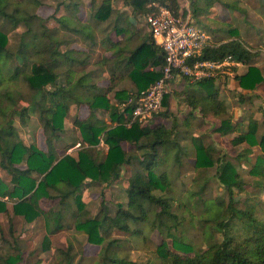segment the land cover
I'll return each instance as SVG.
<instances>
[{
    "label": "trees",
    "instance_id": "16d2710c",
    "mask_svg": "<svg viewBox=\"0 0 264 264\" xmlns=\"http://www.w3.org/2000/svg\"><path fill=\"white\" fill-rule=\"evenodd\" d=\"M204 1L203 6H198V1L192 0L189 10L194 21L205 30L206 25H203L199 17L209 13L216 4L231 13L244 14L240 0ZM123 2L142 17L151 11L149 5L154 2L169 7L175 15L184 11L181 0ZM82 5V0L61 3L52 17L56 26L49 28L46 21L37 14L40 1L0 0V168L11 177L10 184L0 179V214L22 216L28 224L44 218L50 234L61 230L65 214L70 215L75 230L84 233L89 244L99 246L96 264H138L128 256H122V253L128 243H136L137 247L152 243L142 224L149 225L150 231L159 226L163 229L160 230L163 241L155 245V254L160 264H264V218L258 217L255 206L247 209L237 207L239 202L236 197L246 191V185L237 167L227 160V155L215 157L212 149H208L201 138H191L189 131L178 124L171 129L163 124L153 127L140 126L138 123L129 125L128 115L132 107L128 106L123 113L118 108L111 109L110 100L99 89L105 74L109 76V92L122 80L130 81L134 85L130 93L125 90L116 92V99L124 102L132 96L140 95L161 78L166 57L151 32L146 34L143 42L133 44V23L125 20L126 28L121 26L122 16L119 13L115 29L121 35H126V41H111L107 48L113 51L115 61L109 62L103 58L97 63L98 68L88 70L92 65V56L87 53L96 44V34L93 26L83 24L79 17ZM61 7L66 14L60 15ZM113 13L111 1L104 0L96 18L105 22ZM20 26L25 30L20 36V42L10 44L9 34L17 31ZM209 30L206 31L214 32L212 28ZM225 32L229 35L227 40L216 42L210 39L202 59L219 60L232 55L242 60L244 65H249L254 55L242 43L239 31L228 28ZM108 40H111L110 37ZM89 42L92 44L85 47L87 52L73 48L76 43L88 45ZM263 80L264 76L258 68L249 67L248 72L240 77V85L244 89L254 90ZM214 82V79H207L193 83L212 87ZM186 99L194 110L201 108L205 115L210 113L220 118L221 126L217 132L221 136L234 132L236 125L232 124L218 91L205 95L186 94ZM22 102L28 106L20 108ZM74 105L87 107L89 115L85 119H75L73 136L71 140H66L63 138L66 134L65 120ZM96 110L109 111L116 125L105 126L97 118ZM31 111L38 116L47 151L35 145L28 146L17 137L13 119L19 116L23 124H26L25 120ZM262 113L264 124V111ZM76 130L82 139L76 137ZM260 133L259 122L251 119L248 130L234 137L231 145L239 147L247 144L249 147L245 153L236 156L239 162L252 153V148L260 147L262 155L257 157L248 172L254 178L264 179V132ZM102 137L109 147L106 155L98 149ZM69 141L71 145L68 147L60 144ZM183 141L187 143L182 145ZM78 142L83 147L77 156L65 155L58 159L59 149H67ZM124 143L130 144L135 150L125 151ZM183 157L193 159L194 169L202 180L197 191L190 194L191 199L198 198L203 203L206 201L204 191L211 183L207 170L211 168L216 169L213 179L230 197L226 207L219 209L221 203L215 206L222 212V216L225 210L229 212L227 219L213 221L222 230L223 239L201 254H196L195 245L187 242L185 231L180 230L179 236L176 233L185 222L180 212L188 208L184 202L179 203L184 198L176 195L175 187L181 177ZM124 166L130 168L128 187L125 190L126 205H119L114 215L104 205L95 217L86 216L87 208L82 199V188L86 182L112 185L121 179ZM198 181L194 179L193 184ZM256 184L263 185L262 180ZM42 199L57 200L61 209L43 210L40 205ZM212 202L207 200L208 207ZM8 203L13 204L12 212ZM175 209L180 210L179 213ZM52 224H56L55 229ZM114 230L126 235V239L112 238ZM2 235L0 224V237ZM48 240L46 237L45 249H48ZM15 250L17 253L14 255H0V264H20L22 252L17 245ZM61 254L55 264H75L76 256L70 251Z\"/></svg>",
    "mask_w": 264,
    "mask_h": 264
},
{
    "label": "rangeland",
    "instance_id": "374dc122",
    "mask_svg": "<svg viewBox=\"0 0 264 264\" xmlns=\"http://www.w3.org/2000/svg\"><path fill=\"white\" fill-rule=\"evenodd\" d=\"M41 2V6L37 9V14L46 21V24L49 28H53L56 26L54 19L52 18L53 15L56 13L58 6L60 7L61 3H69V0H38ZM90 1L92 2L93 7L90 8ZM104 0H82V6L79 10V17L82 20L83 24H91L94 28V32L96 34V44L93 45L92 51L88 52V55H91V66H89L88 70H94L98 68L97 63L106 58V50L113 37L117 39V36H121V32L115 29V21L119 15L122 16L121 26L126 28L125 20L129 22V18L136 19V26H133V30L139 29H146V23L144 18L141 16L140 21L137 18L138 12H133L131 7L127 8L124 11V8H119L123 4V0H110L111 5L114 9V13L112 14L111 18L107 21H99L96 18V14L99 8L102 6ZM192 0H188V5H191ZM242 2V1H241ZM89 5H87V4ZM205 3L202 0L201 5L203 6ZM185 0H181V5L184 7ZM242 6L244 8V14H233V18H229V24L221 25L218 24L217 28L223 34L220 37L215 38L216 42L227 40L229 35L225 32L226 29H237L239 31V37L242 43L253 53L255 60L256 57L262 56V50L264 51V39L259 38L258 36H263L261 33L263 29V21L256 20V9L252 7L251 2L248 0H243ZM62 8V7H61ZM218 8L221 11V15L225 18L227 15L231 17V12H229L226 8L221 5H218ZM264 10V9H262ZM259 11H261L259 9ZM132 12V13H131ZM227 16V17H228ZM244 17L245 20L241 21V18ZM128 18V19H127ZM142 19V21H141ZM97 21L100 23L98 24ZM126 21V22H127ZM97 25V26H96ZM206 28L209 30L210 26L208 24ZM137 26H139L137 28ZM123 29V28H122ZM206 29V30H207ZM24 27L20 26L17 31L11 32L9 34V43L10 44H18L20 42V36L23 33ZM210 31V30H209ZM141 32V30H140ZM257 37L254 36V41L250 39L251 34H255ZM110 37L111 40H108ZM91 42L89 44L85 43H76L74 44L73 48L76 50L87 52L85 47H90ZM251 61V62H252ZM21 61L18 63L20 64ZM106 82H104L105 84ZM190 87V86H188ZM195 90L199 87L198 85L193 86ZM206 91L213 90L212 88H204ZM259 103V101H258ZM243 106H242V105ZM243 103V101L236 100L234 106H241L243 109L244 120L242 119V125L245 127L247 125V117L248 116H256L260 113V111L264 108L261 106H255L251 108V105L248 103ZM28 106L27 103L22 102L19 107H26ZM87 108V107H86ZM230 108H232L230 106ZM88 109V108H87ZM257 109V110H256ZM87 111V110H86ZM81 107L76 108L65 120V131L63 138L66 140H71L73 136V131L75 130L74 121L76 118L85 119L89 113L86 112ZM104 116H107L104 114ZM101 116V120H105L106 117ZM108 117V116H107ZM253 117L251 116L249 120ZM257 118H261V113L257 115ZM14 125L17 131V137L19 140L23 141L26 145H35L41 150L46 151V139L41 129L38 116L35 112L31 111V114L28 119H26V124H23L19 116H15ZM76 137L82 139L78 130H76ZM208 132H200L198 137L201 138L202 143L205 146H209L213 148L212 153L215 157L221 156L222 154L227 155V160L231 161L236 167L239 173L242 175V180L245 182L246 191L241 195L237 196L236 199L238 200L237 207L239 209H247L250 206H255L257 215L261 219L264 218V179L254 178L249 174V170L251 165L255 163L257 157L262 155V151L259 148L252 149V153L248 154L247 158H242L241 162L236 161V156L240 153H245V150L248 145H243L239 147H233L231 145V138L232 136H227L225 138L216 136L213 137V132L209 129ZM264 132L261 131L260 135ZM212 136V137H211ZM102 142H104V137L101 138ZM61 146L71 145V141L60 143ZM65 148H61V152ZM99 152H103L100 146ZM125 149L127 152H132L135 150L133 146L130 144L125 145ZM104 153V152H103ZM142 153V152H140ZM75 154V156H77ZM247 160H246V159ZM251 163V164H250ZM216 169L211 168L207 170V177L211 179V183L207 186L204 191V197L206 201L200 202L198 198L191 199L190 194L192 192H196L198 189L199 184L202 185L201 177L194 169V161L191 158L183 157V164L181 168V177L176 184V195L180 198V195L184 198V201H180L179 203H185L188 208L181 210V215L185 218V222H183V226L179 227L178 231L176 232L179 236L180 230L185 231L186 240L187 242H191L195 245V252L196 254H201L208 250V248L214 244L215 242H219L223 239L222 230L219 229L217 223L213 222L219 219H227L229 216V212L225 210L223 212V216L221 211V207H226L229 203V193L223 188L220 187L217 182L215 181ZM121 179L114 182L112 185H106L102 183H96L87 181L85 186L82 188V199L83 202L86 204V216L88 217H95L98 215L105 205L109 208L110 213L114 215L118 209L119 205H126V193L125 190L128 187V177L130 175V168L128 166L122 167L121 170ZM0 179L4 180L5 182L10 184L11 177L7 175V173L0 168ZM198 179L197 184H193V180ZM259 179V180H257ZM263 185L256 184L257 181H261ZM237 192V191H235ZM207 200H212V204L208 207ZM179 203L177 205H179ZM218 208V204H220ZM215 204V205H214ZM217 204V205H216ZM43 206L45 208H50L49 210L58 211L61 207L58 205V201H45ZM72 208H75L72 207ZM177 213L180 210L175 209ZM222 216V217H220ZM2 220L0 222L3 235L0 237V255H14L17 253L15 250V246L17 245L19 250L22 252V262L20 264H35L38 261H41L42 264H55V261L61 258L63 251H70L73 256H76L75 264H96L95 260L99 253V246L89 244L87 241V236L84 233L77 232L75 230V224L72 222L70 215L65 214L63 219V227L61 230L51 233L47 230L45 225L44 218H41L35 221L32 224H28L24 219L18 220L12 215H3ZM12 217V218H11ZM56 220V218H53ZM10 226H12V233H10ZM145 228V231L149 235L151 242L148 245L143 244L140 246H136V243H128L125 245L124 251L122 256H128V258L138 264H160L156 254H155V245H159L163 241V237L161 236V231L163 230L161 226L156 227L154 231H150V226L146 224H142ZM141 226V227H142ZM56 224H52V228L55 229ZM150 231V232H149ZM46 237L49 239L48 242V249L44 248V241ZM112 238L114 239H126V235L123 233L114 230L112 234ZM171 246V245H170ZM82 257V259H81ZM82 260L81 262H79Z\"/></svg>",
    "mask_w": 264,
    "mask_h": 264
},
{
    "label": "crops",
    "instance_id": "0c3cea01",
    "mask_svg": "<svg viewBox=\"0 0 264 264\" xmlns=\"http://www.w3.org/2000/svg\"><path fill=\"white\" fill-rule=\"evenodd\" d=\"M197 1L199 3L198 6H200L201 0H197ZM240 1H242L240 3L241 8H244L242 6L243 0H240ZM248 1L251 2L252 7H255V9H256V12H257L256 13L257 14L256 20L263 21V23H264V10H262V9H264V0H248ZM89 4H87V5H89L91 8L92 2L90 1ZM119 8H124V11H125L129 7L126 6L123 2L122 6H120ZM259 9L261 11H259ZM63 14H66V12H65L64 8H61L60 15H63ZM121 14H123V13H121ZM233 14H235V12ZM233 14L231 13V17H229L227 15L228 17L226 16L225 18H223L221 15V11L218 8V4H216L213 8L210 9L209 13H206L204 16L201 15V17H199V20L202 21L204 24H208L210 26V28H212L214 30V32L209 33V35L212 39H215L217 37H220L223 34L222 32L218 31L217 25L221 24V25L227 26L229 24V18L232 19ZM137 15H138L137 18L140 21L141 15H139V14H137ZM244 20H245V18L242 17L241 21H244ZM141 21H142V19H141ZM129 22L133 23V26H136L135 25L137 22L136 19L129 18ZM145 25L147 27L146 29L142 30L141 27L137 26V28L139 27V29L132 30V33L135 34L134 38H133V44H138V43L143 42L145 40L146 34H150V30H149L147 24H145ZM262 26H263V29H262L261 33H263V36H258V37L261 39H264V24ZM140 30H141V32H140ZM125 36H126L125 34H123L121 36H117V39H115L113 37L112 41L114 43H117V42L124 43L126 41V38H127ZM254 36L257 37L256 32H255V34L253 33L250 35V39L252 40V42L254 41ZM105 50L107 51L105 53L106 59L109 62L115 61V59L113 58V51L111 49H105ZM249 67L258 68L264 76V51L263 50H262V56L256 57L255 60L252 61L249 65H244L243 67L239 68L237 71V74L234 78H228L226 80H221V81L215 80L212 87L199 86L197 88V90H195L193 87L195 84L193 82L187 81V80H184V81L175 80L172 83L171 91L165 96L166 100H163L164 105H163L160 113L156 114L154 116L153 120L148 125L153 127V126L158 125V124H163L167 129H171L175 124H178L179 126H182L183 129L189 131V133L192 135L191 138L197 137L200 132H204V133L208 132L207 130L210 129L214 133L213 134L214 138L216 136L225 138L227 136L233 135V137L231 138V140H232L234 137H236L239 134L246 132L248 130V125H249V121H250L249 119L252 116L253 117L252 119H255L259 122V130L261 132L262 130H264L263 113H262V111H264V108L260 111V113H261L260 119L257 118V115H259L260 113L257 114L256 116H253V115L248 116L247 117V125L244 127L242 125V119L244 118L243 116H244L245 112H243V109L241 108V106H239V105L234 106L235 101L239 100V101H243V103H245V105H247L246 103H248V105L250 104L251 108L253 107V109L255 106H259V105L264 107V80L261 83H259L254 90L244 89L240 85V77L244 76L248 72ZM104 77H105L104 81L99 83V87H100L99 89H100L101 93L105 94L106 97L110 100L111 109L112 108H114V109L118 108L120 110L121 104L124 103L125 101L124 102L118 101L116 99V92L125 90V91L130 93L131 92L130 90L134 89V85L128 80H122L121 83L114 90L109 92L108 91V87L110 84L109 76H108V74H105ZM104 82H106V83L104 84ZM188 86H190V87H188ZM204 88H212L213 90L206 91ZM213 91H218L219 98L226 105L227 112H228V115L231 117L232 124L236 125V128H234V132L231 134H228L226 136H221V134L219 132H217L218 128L221 126V120L219 117H216L210 113L205 115L201 111V108L194 110L192 107H190L187 104L186 94H190V95L191 94H193V95H203L204 94L205 95V94H208L209 92L211 93ZM165 97H164V99H165ZM258 101H259V103H258ZM252 105H255V106H252ZM230 106L232 108H230ZM261 106H259L258 108L260 109ZM76 108H78V107L75 105L72 106L70 109V113L72 114V112L74 110H76ZM83 108L85 111L87 110L85 113H89V110L85 106H82L81 110H83ZM166 111H168V113L164 114ZM95 113H96V116L99 120H101V116H104V114H106L108 116V117L104 116V117H106V119L104 121L101 120V121H103L105 126L111 127V126L116 125V123L112 122L111 114L109 111L96 110ZM87 115H89V114H87ZM78 143H80V142H78ZM181 143H182V145H185L187 142L183 141ZM126 144L127 143L123 144V148L125 151H127L125 149ZM244 145H246V144H244ZM100 146L102 148V151L104 152V153L103 152L102 153L104 155H106L108 153L109 147L104 142H102V140H101V144L99 145L98 148H100ZM73 147H75V146H71L67 149H64L62 152H61V149H59L58 159L67 155V151ZM81 148L80 149H74L73 152L70 153L69 155L75 156V154H77L81 150ZM207 148L210 149L209 146ZM213 148H216V147H213ZM213 148H211L212 151H213ZM254 148H256V147H254ZM254 148H252V149H254ZM257 148H259V147L257 146ZM48 200L49 199H42L40 201L41 208L45 211L50 209V208L47 209L43 206L44 202L48 201ZM50 201L52 202V201H57V200H50ZM12 207H13V204L8 203V208L11 212L13 210ZM3 215H5V214H0V222L3 218L2 217ZM14 217L18 220L24 219L22 216H14Z\"/></svg>",
    "mask_w": 264,
    "mask_h": 264
},
{
    "label": "built area",
    "instance_id": "2783aa9c",
    "mask_svg": "<svg viewBox=\"0 0 264 264\" xmlns=\"http://www.w3.org/2000/svg\"><path fill=\"white\" fill-rule=\"evenodd\" d=\"M149 8L151 11L144 19L156 44L162 48L166 63L157 82L140 95L132 96L121 104L122 113L128 106L132 107L128 115L129 125L150 124L154 116L161 111L164 97L171 91L175 80H226L234 78L238 69L244 66L242 60L232 55L219 60L202 59L203 51L209 45L211 37L194 21L188 0H185L184 11L179 15L156 2L151 3ZM81 147V143L76 144L67 151V155Z\"/></svg>",
    "mask_w": 264,
    "mask_h": 264
}]
</instances>
